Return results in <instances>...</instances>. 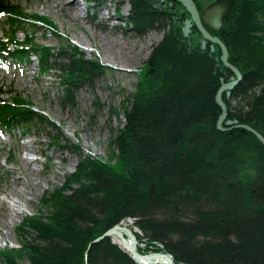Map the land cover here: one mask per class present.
<instances>
[{"label": "trees", "instance_id": "trees-1", "mask_svg": "<svg viewBox=\"0 0 264 264\" xmlns=\"http://www.w3.org/2000/svg\"><path fill=\"white\" fill-rule=\"evenodd\" d=\"M227 2L232 8L225 26L207 28L243 75L223 95L224 126L247 125L264 137V0ZM126 3V23L136 37L154 31L164 38L146 62L150 73L138 88L144 91L123 106L121 127L110 129L109 162L85 156L32 103L17 94L4 99L0 90L3 129L49 128L56 134L52 145L78 157L65 184L46 191L38 213L17 228L27 240L1 251L0 264H137L112 238L95 242L128 220L141 254L166 253L176 264H264V157L253 167L241 142L250 138L262 151L264 146L246 130L217 129L216 96L234 74L218 46L215 52L210 43L202 48L176 29L163 0ZM2 15L10 31L0 37V56L15 62L35 56L40 73L58 71L64 109H75L79 90H96L106 68L70 41L52 49L37 45L34 32L19 40L25 24L61 38L50 19L28 15L7 0H0Z\"/></svg>", "mask_w": 264, "mask_h": 264}, {"label": "rangeland", "instance_id": "rangeland-1", "mask_svg": "<svg viewBox=\"0 0 264 264\" xmlns=\"http://www.w3.org/2000/svg\"><path fill=\"white\" fill-rule=\"evenodd\" d=\"M7 1L10 5L21 8L28 15L46 17L54 23L61 38L53 35L47 28L35 29L28 24L22 27L25 33L34 32L37 45L58 49L70 41L84 53L86 59L95 60L106 68V73L98 81L95 91L88 88L79 90L75 109H64L58 99L62 93L58 71L53 70L50 74L40 73L38 59L34 56L30 62L4 63L0 65L2 68L0 90L6 93L3 98L21 95L34 105L36 112H42L50 121L58 124L61 134L73 144L80 146L85 156L97 161L109 162L107 160L110 129L121 127L123 106H129L127 104L144 91L138 88L145 74L146 62L153 47L162 41L164 34L152 31L142 38L136 37L126 23L130 11L126 0ZM192 2L200 16L214 6L225 8L222 19V26H225V18L232 8L227 0H192ZM163 3L171 9L176 22L175 27L184 37L193 40L202 48L209 45L210 42L203 38L190 13L180 1L163 0ZM6 19V17L0 19V36L9 30ZM208 33L221 40L209 31ZM18 38L23 40L22 32L18 34ZM215 46L217 45H210L213 52L216 51ZM219 49L221 50L220 47ZM149 73L146 71L145 76ZM95 103L100 104L102 110L97 111ZM115 111L119 115L118 118L111 115ZM55 135L49 128L40 131L25 128L0 134V197L4 195V191L24 190L29 199L26 205L25 197H21L20 204L24 208V213L15 217L13 226L3 230L7 237L0 241V252L17 248L19 243L27 240L17 233V228L25 218L38 213L46 191L62 187L66 177L75 171L78 163L77 155L52 145L51 139ZM244 141L241 142L242 149L244 147L248 149V160L254 167L258 160L264 157V151L250 138ZM23 144L32 150L28 154L36 160L30 165L36 173L28 176V186L17 180L23 177L20 169L21 156L25 155L21 149ZM10 153L13 160L9 162ZM30 188L34 192H31ZM124 224L131 230V220L121 225ZM112 241L114 242L113 238ZM117 245L124 249L120 243ZM20 263L30 264L27 259L21 260Z\"/></svg>", "mask_w": 264, "mask_h": 264}, {"label": "water", "instance_id": "water-1", "mask_svg": "<svg viewBox=\"0 0 264 264\" xmlns=\"http://www.w3.org/2000/svg\"><path fill=\"white\" fill-rule=\"evenodd\" d=\"M178 1H180L185 6L187 11L190 13L192 21L194 22V24L199 29L203 38L206 41H208L214 45H217L221 48V50H222V62L234 74V78L230 82L222 84V86L218 90V93L216 96V102L221 109V116L219 117V120L217 123V129L221 132H227V131H231V130H246V131L252 133L260 141V143L264 146V137L259 132L254 130L253 128H251L247 125H235L231 128H226L224 126L225 122L228 118V109H227V106L225 105V103L223 102V95L225 93H231L243 81V75L237 68H235L233 65H231L229 63V52H228V49H227L225 43H223L218 38L211 36L208 33L206 27H208L212 30H219L222 26V19H223V15H224L226 9L221 7V6H214L210 9L206 10L200 16L197 9H196V6L192 2V0H178ZM119 227H120V225L115 226L112 229L108 230L103 235V237L97 239L95 242H98L101 239L106 238V237L107 238L110 237V238L114 239L113 236L117 233L116 230ZM125 233L130 237V239L133 242V245L130 248L125 247L126 250L125 249H123V250H125V252H127L137 264H140L139 263L140 260L149 261V260H152L155 258H161V259L165 260V262H167L168 264H176L174 262L172 256L169 254H166V253H150V254L139 253L137 251L138 240H137V237L135 236L134 232L127 230V231H125ZM118 237L121 239V242L126 243V240L123 236L118 235Z\"/></svg>", "mask_w": 264, "mask_h": 264}, {"label": "bare ground", "instance_id": "bare-ground-1", "mask_svg": "<svg viewBox=\"0 0 264 264\" xmlns=\"http://www.w3.org/2000/svg\"><path fill=\"white\" fill-rule=\"evenodd\" d=\"M72 7V5H70ZM31 148V147H30ZM21 149L24 156H21V165L20 169H22V175L23 177L18 178L17 180H21L25 186H28V176L29 175H35L36 170L31 169L30 165L36 160L29 156L28 153H31V149L29 147L25 146L24 144L21 146ZM27 152V153H25ZM21 172V171H20ZM24 186V187H25ZM31 189V188H30ZM31 192H34L33 189H31ZM27 194V193H26ZM24 190H11V191H4V195L0 197V241L5 239L7 237V234L3 233L4 229L9 228L10 226H13L14 219L17 215H22L24 213V208L20 204L21 197H25L24 204H28L29 199L27 198ZM132 231L130 228L124 224V226L120 225V227L116 230V234L114 237L115 243H120L121 246L126 250V248H130L133 245L132 240L130 237L125 233V231ZM118 235H121L125 238L126 243L121 242V239L118 237ZM126 247V248H125ZM138 247V244H137ZM138 251V248H137ZM140 264H168L165 262V260L161 258H155L149 261L140 260Z\"/></svg>", "mask_w": 264, "mask_h": 264}]
</instances>
